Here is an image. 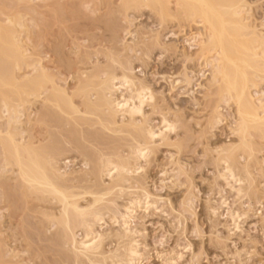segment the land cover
Wrapping results in <instances>:
<instances>
[{"label": "rangeland", "instance_id": "obj_1", "mask_svg": "<svg viewBox=\"0 0 264 264\" xmlns=\"http://www.w3.org/2000/svg\"><path fill=\"white\" fill-rule=\"evenodd\" d=\"M237 1L245 6L237 4L240 10L247 11H242L240 17L246 16L242 22L251 24L244 36H264V0ZM175 4L172 0V15L165 18L151 7H134L130 0H0V77H4L0 78V101L8 98L9 105L5 109L6 103H0L5 109L0 111V264H132L126 263L122 244L114 236L122 222L114 224L110 216L117 211L120 218L126 213L128 200L143 194L150 197L149 208L146 212L136 209L128 221L135 234L127 240L137 239L134 241L141 255L133 264H264V133L250 127L246 136L251 137L243 138L236 102L219 90L214 79L220 76L214 68L220 64L217 54L209 48L202 50L209 27L199 17L190 19L181 14ZM250 31H256L258 37L256 32L248 36ZM22 47L31 55L29 64L41 61L46 71L65 81L62 84L70 91L77 85L76 73H96L99 81L128 76L140 87L148 88L153 100L145 103L135 123L121 114L116 123L101 121L108 111L75 115L83 121L76 125L69 119L70 124L61 128L69 132L65 138H60L59 130L49 124L27 125L23 109L17 108V85L25 72L18 52ZM260 51L257 63H262L246 68V72L254 78L247 74L251 80L248 91L262 112L264 58ZM8 71L17 77L9 80L11 83L5 75ZM116 84L120 86V82ZM124 91L113 93L112 99L131 93ZM77 103L80 106L82 100L77 99ZM41 108L40 104L30 107L32 120ZM10 109L18 112L12 127L8 124ZM164 120L177 128L168 139L156 137L150 143L151 154L147 161H140L141 171L126 176L130 179L125 183L104 175L98 180L103 196L98 207L106 208V215L94 226L103 236L96 256L88 258L78 251L84 230H66L58 225L60 210L55 204H44L34 197L24 200L19 194L5 195L19 182L18 169L10 165V158L7 160L5 148L10 143L6 139L11 142L8 132L17 140L50 135L51 140L61 141L64 151L55 159L56 168L72 184L90 187L97 183L92 155L98 160H123L129 157L131 146L144 141L140 127L159 131ZM26 128L29 134L23 131ZM75 130L77 134L72 132ZM75 139L84 145L85 152L64 142ZM222 151L235 158L232 165L236 171L241 170L239 165H246L250 173L240 195L220 178L222 166L218 159L225 155ZM89 198L93 199L87 195ZM81 204L86 207L85 201ZM231 213L241 216L239 230H233ZM39 227L43 230L38 231ZM61 234L68 240L57 245L55 241Z\"/></svg>", "mask_w": 264, "mask_h": 264}, {"label": "bare ground", "instance_id": "obj_2", "mask_svg": "<svg viewBox=\"0 0 264 264\" xmlns=\"http://www.w3.org/2000/svg\"><path fill=\"white\" fill-rule=\"evenodd\" d=\"M130 1H131V5L137 8L143 6L151 7V9L154 12H156L160 17L168 18L172 15V8H171L172 0H130ZM175 1H176L175 5L176 7H178L177 9L181 14L187 15L188 18L190 19L192 17L193 18L199 17L200 19H202L203 23H206V25L209 27L208 28L209 33L207 35L208 41H205L206 43L204 42L205 45L203 44L202 50L205 49L206 51V48H209L210 51H214L217 54V59L220 64L214 68L217 69L216 70L217 74L220 75L221 77L220 76L218 78L215 77L214 79L215 82L220 85L218 86V88L220 87L219 90L222 91L223 89V93L226 94L224 95L228 97V99H232V100L234 99L236 102L237 105L236 107L238 112L237 114L240 115L242 119L240 121H242L241 131L243 133V138L246 139L251 137V136L249 137L246 136L247 133L249 135L248 129H250V127H252L253 129L257 130L260 133H264V110H263L264 108L261 106L263 108L262 109L263 111L260 112L261 108L259 107L258 104H255L256 100L254 101L253 100L254 97H252V95L249 93L248 90L251 88L249 83V81L251 80L249 79L251 75H249L250 74L249 71H248L249 74L246 72V68L248 69L254 68L257 61L260 60L258 59L260 56L258 50L259 51L262 50L260 52L262 53V58H264L263 55L264 36L257 39L256 37H254L255 39L253 37L252 39L251 38L247 39L245 37L246 33L243 32L245 31V28H247L248 26L250 27L251 24L246 26L244 24L246 21L242 22V19L246 20L244 19L246 16H244L243 18L240 17L241 14H243L242 13L243 10H240V6L243 3L241 4L236 3L237 0H175ZM241 1L242 0H240V2ZM237 4H239L240 6H238ZM253 32L256 31H252V32L250 31L248 36L250 35V33H252L251 35H253ZM254 34H256L257 37L259 35L257 34V32ZM20 49L18 52H19L20 60L22 61L23 64V66L21 67H24L23 70L22 68L21 70L25 72H24V76L21 74L23 78H19L20 80L21 79L22 80L17 85L18 91L16 92H18V97H20L19 99L20 105L17 106V108L21 107L23 109V115L26 117L27 125H29L32 122H34L35 125L37 124L47 125V126L51 125L59 130L58 135L60 136V138L61 137L65 138L69 136L68 135L69 132L67 133L61 131V128L63 126L70 124L69 119H72L76 125L78 124L77 122L83 121L81 118H76L75 115L83 114L87 116V114L90 115L91 111L94 112L102 111L103 113L105 111H108V114L104 115L101 118V121L106 122L108 124L116 123L115 121L117 115L121 114L124 117H128L129 120H131L130 123L131 122L135 123L136 117L142 115L143 106L145 105V103L153 100V96L148 88L140 87L135 83L134 80H132L128 76H123V78L119 80L113 77L105 81H99L98 74L96 73L86 74L87 72L85 71L86 73H83L82 72L83 70H81L82 73L79 74L76 73L77 74L76 78L74 74L73 78L76 79L77 85L76 87H74L73 90L70 91L67 87L63 86L62 83L65 82L64 80L59 78L56 74H52L46 71L47 69L41 64V61L35 62L33 64H29V59L31 58V55H28V50L26 48L25 50L23 49V47ZM260 63L262 62H259L257 64ZM263 64L261 65L263 66ZM29 68L30 69L32 68L31 71L29 70ZM10 71H8V74L7 72L5 73V75H7L6 76L7 80L12 81L14 77L15 80L17 77L13 75V72ZM29 71L34 74H31ZM104 71L108 72L109 70L108 71L104 70ZM104 71L103 73L105 74ZM108 74L110 75L111 72L110 73L108 72ZM11 81L9 82L11 83ZM116 81L118 83L120 82L119 87L117 86ZM248 83L250 87L248 86ZM8 87L10 86L8 85ZM123 89L131 93L128 96L123 94L118 99H112L113 93L117 91L120 92ZM15 90L16 87L14 88V91ZM126 91L124 92L126 93ZM109 94H111V96H109ZM5 96L7 95L5 94ZM94 96H96V100L94 99ZM7 99L6 102L0 101V103H6L4 104L5 109L8 108L9 106L7 104ZM77 99L82 100L80 106L83 108V110H85L84 112L78 105L79 103H77ZM261 100L262 99H260V101ZM259 103L262 105L263 102H259ZM37 104L42 105V108L40 111H36L37 112L36 118L32 120L31 119L32 115L31 113H29V110L31 106H36ZM2 106H0L1 107L0 111L5 110L2 109ZM10 107L14 108L11 105ZM38 109L39 108H37V110ZM12 110L11 109L8 110V113L10 111L9 114H11L12 116V117L10 116L11 117L9 118L10 121H8L9 122L8 124L11 127H12V123L13 124L17 123L18 120L17 118L18 112L13 111L14 112L13 113ZM1 113H7V111ZM12 113L15 114V116L16 115L17 116L16 117L13 116ZM19 114H21V111H19ZM162 126H163L162 129H160L159 131H156L155 129H149L151 128L150 126L149 128L146 127L144 129L143 127L142 128L140 127L139 132H141L140 134L143 135L144 141L143 142L137 141L136 145L131 146L129 151L130 154L129 157L123 160L120 159L118 161H115L114 159L111 158L105 160H101V159L98 160L92 155V158L94 159L93 174L94 177H96L97 183L95 182L96 184L90 187L87 185L81 186L80 183L76 185L75 182H74L75 184H72L71 182L73 181L67 180L64 176L66 174L64 175L61 174L60 170L56 168L55 159L57 156L61 155L64 151L63 150L64 145L62 144L61 141H59L58 139L51 140L50 135H47V138L46 137L41 138L39 136H35V137L29 136L27 140L22 136L20 137V139L17 140L16 139L17 136L15 134L12 135L11 132H8L10 133V136L8 134V137H10L9 139H11V142L5 138L10 143L8 144L9 146L5 149L7 153L6 155L7 156L9 155V157H7L6 155L4 156L7 157V160L8 158H10L9 159L10 165L18 169L16 173H18L19 175L18 176L19 182L16 180L18 183L16 184L17 186L15 187L13 186V188H8L11 194L8 193L6 189V193L8 194L5 195L7 196L9 195L10 197L11 196L13 197V195L19 194L24 200H29V198L34 197L38 202H42L44 204L49 203L50 205L55 204L56 207L60 210L58 225L64 226L66 230H72L73 228H77V227H81L84 230V238L83 240L81 239L82 242L80 244L78 243L79 246L77 248L78 251L88 258L91 256H96V253L101 248L103 236L100 234V232L98 233V231L94 230V226H96L101 221H103L106 215L104 214L106 208L103 209L101 207H98V205L103 201L102 192L101 190H99L100 186L98 184V180L101 179V177L103 178L104 175L105 177H108L113 181L119 179V180H123L125 183L127 180L129 181L130 179V178L127 179L126 176H130L141 171L143 168L141 166L140 161L143 160L147 161L151 154L152 145L150 146V143L152 144V141L156 140L155 139L156 137L158 139L162 138L163 140H166V138L168 139L169 138L168 136L171 133H173V131H175V128H177L173 122L171 123L168 120H164ZM28 129L26 128L23 131L27 134L29 132ZM8 130H10V128H8ZM72 132L76 134L78 133V131L76 130ZM1 133L2 132H0V134ZM20 135L22 134L20 133ZM97 138H98V134H97ZM45 141H47V143H45ZM64 142L67 145L73 144L76 146L75 147L76 149H80L81 151L85 152L84 145H82L78 139H75V141L64 140ZM3 143H7V142L4 141ZM222 153L225 155L218 159V162L222 166L221 167L222 171L219 174L220 178L224 180L227 186H229L232 190H234V192L236 191L238 195H240L244 191L242 184L248 179V175L250 176V173L248 172L246 165L242 168L238 164L239 169L241 170L239 171L240 173L236 171V168L232 165V161L235 160L232 154L228 153V151H222ZM89 160H91V158ZM244 173L246 175H244ZM120 190L121 192H123V188H121ZM87 195L92 196L93 199L90 200L91 198L90 197L87 200L86 199ZM149 198L150 197H148V195L146 194L145 195L143 194L142 197L136 196L135 198L134 197L130 198L126 206L125 204H124L125 207L123 206L126 209L125 210L126 213L122 215L120 218L117 217V213H116L117 211H115L113 215L109 214V216L112 215L110 216V218L114 224L122 222V225L120 226V230L117 231V234H115L114 236L115 238L119 239L118 241L120 242V244H122V247L124 249L123 250L124 254L123 253L122 254H123V258L127 260L126 263L133 264V262H136V260L141 256V255L139 256V252H138L139 247L137 248L138 243L135 242L137 239L136 240L132 239L133 241L127 240L129 239L128 237L130 234L131 235L135 234L134 231H132L133 228L132 229L130 228L128 221L130 223L129 220L130 217L131 219H133L132 215L136 214V209L140 208L144 211L146 209L147 211V208H149L150 206ZM81 201H85L84 206L86 207L82 206ZM213 211L215 213V210ZM240 217L237 213L236 214L231 213L230 221L233 222L232 223L234 226L233 230L235 229L239 230L238 220ZM41 227L37 228L39 229L38 231L43 230ZM66 238L67 236L61 234L58 237L57 241H55L56 239L54 241L56 242V244L58 242L64 244V242L68 240Z\"/></svg>", "mask_w": 264, "mask_h": 264}]
</instances>
